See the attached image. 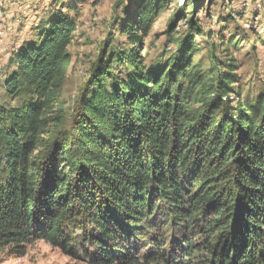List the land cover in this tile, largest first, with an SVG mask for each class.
I'll list each match as a JSON object with an SVG mask.
<instances>
[{
	"label": "trees",
	"instance_id": "1",
	"mask_svg": "<svg viewBox=\"0 0 264 264\" xmlns=\"http://www.w3.org/2000/svg\"><path fill=\"white\" fill-rule=\"evenodd\" d=\"M67 1L0 71L18 102L0 106V249L44 241L71 264H264V90L234 93L231 58L228 72L215 55L199 72L201 27L183 9L180 47L146 63L143 39L171 0H130L125 48L106 43L66 110L78 28Z\"/></svg>",
	"mask_w": 264,
	"mask_h": 264
},
{
	"label": "rangeland",
	"instance_id": "2",
	"mask_svg": "<svg viewBox=\"0 0 264 264\" xmlns=\"http://www.w3.org/2000/svg\"><path fill=\"white\" fill-rule=\"evenodd\" d=\"M54 0H0V71L21 42L30 40L32 28L43 19ZM60 2L61 0H57ZM192 0H171L158 17L141 45L146 63L157 61L164 51L172 54L182 42L187 25L173 26L175 15L183 9L184 17L195 19L201 27L192 34L194 51L192 64L205 74L212 65L211 55L218 59L220 72H228V60L233 59L234 93L253 95L264 90V0H205L202 8L189 7ZM130 0H68L78 24L74 44L70 47L71 62L60 104L66 110L76 106L89 71L101 49L107 44L125 48L126 38L120 33V21ZM51 7V8H50ZM57 7V6H55ZM173 31L169 34L170 27ZM174 31L176 33H174ZM174 41V43H172ZM176 41V42H175ZM123 48V49H124ZM194 54H197L195 57ZM236 98V95H232ZM16 107L0 88V106ZM71 259L44 241L26 245L24 249H0V264H71Z\"/></svg>",
	"mask_w": 264,
	"mask_h": 264
},
{
	"label": "crops",
	"instance_id": "3",
	"mask_svg": "<svg viewBox=\"0 0 264 264\" xmlns=\"http://www.w3.org/2000/svg\"><path fill=\"white\" fill-rule=\"evenodd\" d=\"M11 55V54H10ZM9 59V58H8ZM7 64H8V62H7ZM4 69V68H3Z\"/></svg>",
	"mask_w": 264,
	"mask_h": 264
}]
</instances>
